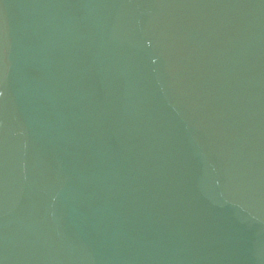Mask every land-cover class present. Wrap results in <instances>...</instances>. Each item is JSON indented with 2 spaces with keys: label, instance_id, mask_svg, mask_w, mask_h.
<instances>
[{
  "label": "water",
  "instance_id": "water-1",
  "mask_svg": "<svg viewBox=\"0 0 264 264\" xmlns=\"http://www.w3.org/2000/svg\"><path fill=\"white\" fill-rule=\"evenodd\" d=\"M0 264H264V0H0Z\"/></svg>",
  "mask_w": 264,
  "mask_h": 264
}]
</instances>
